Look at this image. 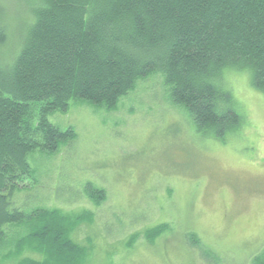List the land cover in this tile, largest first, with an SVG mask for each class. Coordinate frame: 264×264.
<instances>
[{
	"label": "rangeland",
	"instance_id": "rangeland-1",
	"mask_svg": "<svg viewBox=\"0 0 264 264\" xmlns=\"http://www.w3.org/2000/svg\"><path fill=\"white\" fill-rule=\"evenodd\" d=\"M37 5L0 0L9 34L3 60L19 51ZM222 78L243 118L224 140L197 131L161 72L137 81L114 110L73 101L53 113L50 122L76 138L54 155L32 153L36 183L16 192L17 206L69 218L81 264H252L264 252V95L249 72ZM93 190L104 199L96 202ZM29 231L10 228L0 264L47 260L32 247L17 250Z\"/></svg>",
	"mask_w": 264,
	"mask_h": 264
},
{
	"label": "trees",
	"instance_id": "trees-1",
	"mask_svg": "<svg viewBox=\"0 0 264 264\" xmlns=\"http://www.w3.org/2000/svg\"><path fill=\"white\" fill-rule=\"evenodd\" d=\"M37 3L34 23L19 34V51L4 60L9 34L0 7V246L11 227H28L17 250L32 247L47 260L23 264H81L84 248L69 237V218L56 210L28 213L14 200L29 181L36 183L32 153L54 155L76 138L73 128L62 130L49 116L68 111L73 101L114 110L137 81L161 72L200 134L224 140L239 133L243 118L222 77L249 72L264 95V0ZM91 195L104 199L102 191ZM252 264H264L263 251Z\"/></svg>",
	"mask_w": 264,
	"mask_h": 264
}]
</instances>
